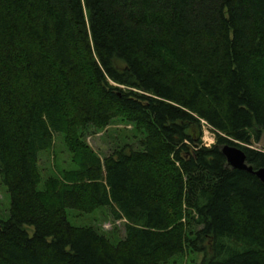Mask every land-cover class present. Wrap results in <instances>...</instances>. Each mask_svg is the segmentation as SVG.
Segmentation results:
<instances>
[{
	"label": "trees",
	"instance_id": "obj_1",
	"mask_svg": "<svg viewBox=\"0 0 264 264\" xmlns=\"http://www.w3.org/2000/svg\"><path fill=\"white\" fill-rule=\"evenodd\" d=\"M115 119L137 141L100 156ZM56 135L73 167L43 178ZM225 144L264 166V0H0V264H264V182ZM103 206L115 243L68 220Z\"/></svg>",
	"mask_w": 264,
	"mask_h": 264
},
{
	"label": "rangeland",
	"instance_id": "obj_2",
	"mask_svg": "<svg viewBox=\"0 0 264 264\" xmlns=\"http://www.w3.org/2000/svg\"><path fill=\"white\" fill-rule=\"evenodd\" d=\"M202 142L208 145L214 142V134L210 126L201 121ZM132 127L123 121L115 119L111 124L101 130H95L88 127L85 130V141L95 150L100 156H104L112 152L115 147L123 142H135L137 138L132 137ZM255 148L262 147V141L253 143ZM70 154L66 150L62 137L56 135L53 147L40 153L39 168L43 178L49 175H60L62 170L72 168ZM9 193L6 186L0 179V219L9 217ZM68 220L75 226H93L100 233L107 235L112 242L119 240L124 233V220H116L109 211L108 207H100L90 213L79 212L75 209H67ZM31 232V228L28 229ZM202 255L198 252H192L185 249L183 252L172 256L166 263L162 264H197L201 260Z\"/></svg>",
	"mask_w": 264,
	"mask_h": 264
},
{
	"label": "water",
	"instance_id": "obj_3",
	"mask_svg": "<svg viewBox=\"0 0 264 264\" xmlns=\"http://www.w3.org/2000/svg\"><path fill=\"white\" fill-rule=\"evenodd\" d=\"M221 151L230 167L251 172L264 182V166L254 169L252 165L246 162L245 153L241 148L225 144Z\"/></svg>",
	"mask_w": 264,
	"mask_h": 264
},
{
	"label": "built area",
	"instance_id": "obj_4",
	"mask_svg": "<svg viewBox=\"0 0 264 264\" xmlns=\"http://www.w3.org/2000/svg\"><path fill=\"white\" fill-rule=\"evenodd\" d=\"M202 121H203L204 123H206L204 120H202ZM206 124H207V123H206ZM207 125H208V124H207ZM202 144L205 145V146H210V144L208 145V143L206 144V143H203V142H202Z\"/></svg>",
	"mask_w": 264,
	"mask_h": 264
}]
</instances>
